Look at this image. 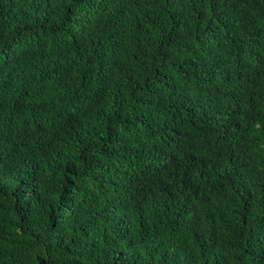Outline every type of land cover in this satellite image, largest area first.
Returning a JSON list of instances; mask_svg holds the SVG:
<instances>
[{
	"label": "trees",
	"instance_id": "obj_1",
	"mask_svg": "<svg viewBox=\"0 0 264 264\" xmlns=\"http://www.w3.org/2000/svg\"><path fill=\"white\" fill-rule=\"evenodd\" d=\"M0 264H264V0H0Z\"/></svg>",
	"mask_w": 264,
	"mask_h": 264
}]
</instances>
